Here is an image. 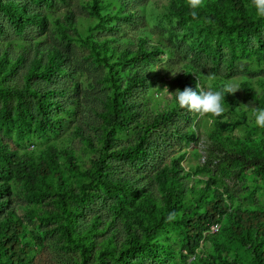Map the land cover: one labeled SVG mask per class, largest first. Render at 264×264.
<instances>
[{
    "label": "rangeland",
    "instance_id": "obj_1",
    "mask_svg": "<svg viewBox=\"0 0 264 264\" xmlns=\"http://www.w3.org/2000/svg\"><path fill=\"white\" fill-rule=\"evenodd\" d=\"M14 1L25 9V17L38 14L43 24L30 23L17 31L0 11V78L10 89L22 91L29 83L37 93L49 91L50 118L58 122L39 126L22 114L15 121L14 113L8 111L5 118L0 102L2 144L17 155L30 154L37 160L44 157L47 147L54 148L64 173L57 188L77 193L89 181L93 160L101 151L100 113L113 93L129 83L128 101L135 114L118 129L110 151L121 153L134 146L142 133L150 138L142 158L107 161L115 178L128 180L129 201L106 197L98 187L99 196L89 197L81 207L75 229L90 232V261L100 262L98 256L107 247L104 264H223L235 256L238 264H247L254 252L236 238L230 212L264 210V167L258 170L251 165L244 170L235 159L242 147L249 160L264 151V128L256 126L251 115L254 108H264V21L257 34L239 33L234 26L227 32L208 18L215 0H206L196 17L187 0H99L100 14L107 20L100 22L104 28H94L99 18L90 12V0ZM245 5L257 19L251 0ZM177 8L184 12L177 13ZM131 13L130 21L122 18ZM231 16L226 15V24L237 18L233 12ZM89 41L109 48L112 70L92 58ZM124 51L153 54L146 61H123ZM52 58L59 65L52 80L27 78L30 70L48 69ZM133 76L141 82H131ZM226 83L240 89L225 94V112L220 117L199 116L176 102L177 89L215 91ZM62 151L71 154L74 169H69ZM177 160L182 168L178 171L180 196L168 205L159 177ZM207 179L223 190L228 210L190 253L182 246L176 218L186 207L202 210L200 190ZM41 183L32 197L15 177L0 175V216L13 209L22 221L23 240L31 246L24 264H80L81 253L67 245L54 216L55 194L42 192ZM156 219H162L163 225L148 235ZM128 248L130 263L122 253Z\"/></svg>",
    "mask_w": 264,
    "mask_h": 264
},
{
    "label": "trees",
    "instance_id": "obj_2",
    "mask_svg": "<svg viewBox=\"0 0 264 264\" xmlns=\"http://www.w3.org/2000/svg\"><path fill=\"white\" fill-rule=\"evenodd\" d=\"M33 1L51 3V0ZM90 1V12L99 18V22L96 23L94 28H104L100 22L106 21L107 17H103L100 14L102 9L101 2L99 0ZM246 1L215 0L210 4L207 11L208 18L212 23L225 29L227 32L230 26H234L238 29L239 33L246 31L251 34H257L260 31V25L263 23L264 18L258 17L254 19L245 5ZM179 9H176L177 13L184 12L183 9ZM120 10H122V6L119 8ZM0 11L15 26L17 31H21L25 25L30 23L43 24L42 18L38 14H34L32 18L25 17V9L14 0H0ZM232 12L237 15V18L234 19L232 24H226V15L231 16ZM132 17L133 14L131 13L124 15L122 18L130 21ZM88 44L92 58L112 70L113 64L110 63V56L108 55L109 48L94 41H89ZM152 54L153 52L138 51L131 55L129 51H124L121 60H131L133 62L146 61ZM57 63L52 58L48 69L43 72H36L35 69L30 70L26 76L28 79L34 76L36 78L52 80L54 73L59 69ZM189 79L191 78L184 79L185 85ZM139 81L141 82V78L133 76L131 82L137 83ZM244 87L249 93H252L248 86L245 85ZM131 92L132 84L129 83L122 89L115 91L105 103V110L100 113L104 131L101 151L98 158L93 160L94 169L91 175H89L87 186L82 185L81 191L77 193L65 187L57 188V182L58 180H63L64 173L58 164L54 148L47 147L44 157L37 160L30 154L17 155L4 146L0 138V175L15 177V179L21 182L29 196L34 197L38 194L36 186L38 181H42L40 188H45L42 192L46 194L53 192L55 194L57 209L54 216L61 224L67 245H74L81 253L80 264H93L90 261L92 246L88 242L90 232L86 231L84 233L75 229V222L81 216V207L84 201L91 196H99V193L96 192L98 187H102L101 193L106 197L118 199L124 203L130 199L129 193L132 191V188L128 180L122 177H114L110 170L111 163L107 162L108 159L116 157L126 162H132L145 156L150 145V138L146 133H142L138 136V142L134 146L122 150L121 153L110 151L118 129L124 128L128 121L134 117L133 105L128 101V96ZM50 95V92L47 90L37 93L29 88V83H27L26 88L22 91H18L15 88L10 89L4 86L2 78H0V102L6 113L5 118L8 117V113L6 112L8 111L9 113H14L15 121L19 120V116L22 114L25 118H30V120L37 122L39 126H43V123L46 127L53 126L58 120L55 121L50 118V108L52 105ZM27 99H31V101ZM262 101L264 103V96L262 97ZM5 125L8 126V124ZM151 125L153 126L154 124L152 123ZM146 127V130H148L149 125ZM21 133L20 131L19 134L21 135ZM190 136L192 137L193 134H190ZM245 152V147H242L235 156L236 161L239 162L242 168L245 170L253 165L258 170H263L264 151L257 152L252 160L246 158ZM62 153L69 160V169H74L75 165L72 164L71 154L67 151H62ZM181 159L182 156L179 160ZM179 160L173 161L166 172L159 177V183L162 190H164L168 205L174 204L180 196L178 192L180 185L178 171L182 168ZM213 182L212 179H207L200 190L203 203L202 210L197 209V206L186 207L185 213L176 218V225L181 234L182 246L190 253L194 251V248L203 239V233L210 226L216 224L220 220V216L228 210L223 190L213 185ZM86 187H90V190L87 192ZM93 187H96L95 191L92 190ZM150 205L148 206L150 207ZM230 216L234 234L241 243V246L248 245L252 252H254V256L247 259V264H264V210L256 209L248 211L233 209L230 212ZM162 225V219H156L154 226L152 225L148 229V235H154ZM24 232L22 221L13 209L7 210L0 216V264H24L26 262L31 246L28 241L23 240ZM122 253L126 254L123 260L130 263L128 261V254H132V251L128 248L122 251ZM104 255H109L107 247L101 250L98 256L100 262L96 264L105 263L102 260ZM223 264H238V259L235 256L232 260Z\"/></svg>",
    "mask_w": 264,
    "mask_h": 264
},
{
    "label": "clouds",
    "instance_id": "obj_3",
    "mask_svg": "<svg viewBox=\"0 0 264 264\" xmlns=\"http://www.w3.org/2000/svg\"><path fill=\"white\" fill-rule=\"evenodd\" d=\"M206 0H187L191 15L196 17L197 10L205 6ZM251 7L255 10L257 17L264 18V0H251ZM173 76L176 75L172 73ZM239 87H234L231 83H226L222 90H193L185 87L183 90L177 89L176 102L180 108H186L199 116L220 117L225 112L224 100L226 93H235ZM251 115L254 117L255 125L264 128V108H254ZM171 215L169 219H171Z\"/></svg>",
    "mask_w": 264,
    "mask_h": 264
}]
</instances>
